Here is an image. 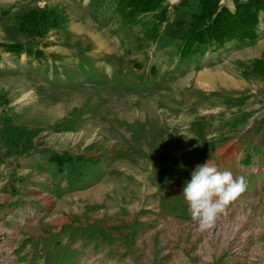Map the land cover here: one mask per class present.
<instances>
[{
  "label": "rangeland",
  "instance_id": "1",
  "mask_svg": "<svg viewBox=\"0 0 264 264\" xmlns=\"http://www.w3.org/2000/svg\"><path fill=\"white\" fill-rule=\"evenodd\" d=\"M116 1L0 0V264H264V35L182 60L196 1L135 24ZM206 162L247 186L201 232L183 188Z\"/></svg>",
  "mask_w": 264,
  "mask_h": 264
},
{
  "label": "trees",
  "instance_id": "2",
  "mask_svg": "<svg viewBox=\"0 0 264 264\" xmlns=\"http://www.w3.org/2000/svg\"><path fill=\"white\" fill-rule=\"evenodd\" d=\"M95 1V0H90ZM165 0H117L113 12L126 24H135L144 14L160 8ZM198 11L190 16L187 33L181 38L179 57L182 60L190 56H203L209 48H220L226 43L237 41L240 44H253L257 39L256 28L264 13V0H231L233 10L221 3V0H194ZM180 4H187L181 0ZM58 17L46 8L32 9L19 17L18 30L30 37H43L47 31L55 27ZM153 30L156 32V26ZM5 52L12 54H28L41 52L23 47L20 43H3ZM251 72L264 75V51L251 67ZM57 165L69 163L70 156H55Z\"/></svg>",
  "mask_w": 264,
  "mask_h": 264
},
{
  "label": "clouds",
  "instance_id": "3",
  "mask_svg": "<svg viewBox=\"0 0 264 264\" xmlns=\"http://www.w3.org/2000/svg\"><path fill=\"white\" fill-rule=\"evenodd\" d=\"M243 176L234 178L231 171H220L206 162L198 165L183 188L191 219L201 232L215 227L220 215H227L229 205L245 190Z\"/></svg>",
  "mask_w": 264,
  "mask_h": 264
},
{
  "label": "crops",
  "instance_id": "4",
  "mask_svg": "<svg viewBox=\"0 0 264 264\" xmlns=\"http://www.w3.org/2000/svg\"><path fill=\"white\" fill-rule=\"evenodd\" d=\"M257 32V38L260 37V35H264V27H262L261 25H259L256 29Z\"/></svg>",
  "mask_w": 264,
  "mask_h": 264
}]
</instances>
